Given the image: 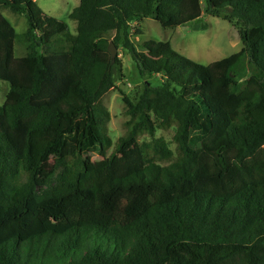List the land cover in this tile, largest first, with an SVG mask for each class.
<instances>
[{
	"label": "trees",
	"instance_id": "trees-1",
	"mask_svg": "<svg viewBox=\"0 0 264 264\" xmlns=\"http://www.w3.org/2000/svg\"><path fill=\"white\" fill-rule=\"evenodd\" d=\"M181 3L79 0L72 34L35 0H0V264H264V0H189L186 22L204 9L237 30L244 53L221 71L132 42L146 18L177 27ZM110 42L161 76L122 96L115 143Z\"/></svg>",
	"mask_w": 264,
	"mask_h": 264
},
{
	"label": "rangeland",
	"instance_id": "rangeland-1",
	"mask_svg": "<svg viewBox=\"0 0 264 264\" xmlns=\"http://www.w3.org/2000/svg\"><path fill=\"white\" fill-rule=\"evenodd\" d=\"M35 2L47 15L66 22L70 32L75 34V24L68 19V14L78 6L79 0H35ZM180 9V23L177 27L163 29L151 18H146L139 24L141 35L133 36L132 42L136 46L149 40L169 42L180 55L204 66L216 63L219 66V71L222 69V63L225 65L232 63L239 55L244 53V46L239 39L237 30L230 23L209 16L204 9L200 18L192 22H186L185 19L191 13L189 0H182ZM2 13L16 33H24L27 26L23 16L12 15L7 10H2ZM131 26L133 28L134 25ZM24 54L25 44L16 43L14 56L17 58ZM117 54H119L118 57L121 60L120 75L122 78L116 82L112 90L102 97V104L107 108L110 115L106 126V134L112 143H115L124 134L123 125L128 119L124 114L122 96L134 99L141 92L144 85L157 87L161 84V76L158 75L146 80L141 78L133 61L127 57L121 48L117 49ZM244 62H246V59H244ZM247 75L248 73L241 74V79H245ZM8 90L9 84L0 81V105L3 104ZM156 136L164 138L173 148L171 143L173 131H159Z\"/></svg>",
	"mask_w": 264,
	"mask_h": 264
},
{
	"label": "water",
	"instance_id": "water-1",
	"mask_svg": "<svg viewBox=\"0 0 264 264\" xmlns=\"http://www.w3.org/2000/svg\"><path fill=\"white\" fill-rule=\"evenodd\" d=\"M107 50H108V53L111 56L112 63H113L114 59H115V57L117 55V48L112 42H110Z\"/></svg>",
	"mask_w": 264,
	"mask_h": 264
}]
</instances>
